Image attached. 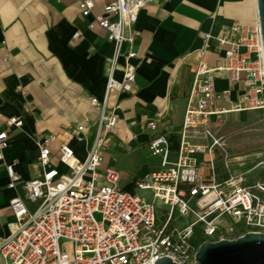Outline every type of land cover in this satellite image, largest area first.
I'll return each mask as SVG.
<instances>
[{
  "label": "built area",
  "instance_id": "built-area-1",
  "mask_svg": "<svg viewBox=\"0 0 264 264\" xmlns=\"http://www.w3.org/2000/svg\"><path fill=\"white\" fill-rule=\"evenodd\" d=\"M146 0H113L93 14L90 26L106 32L113 45L106 76L104 96L91 99L99 110L86 156L79 159L74 149L61 143L55 154V134H36L38 155L35 176L21 180L13 164H4L7 187L15 191L9 200L13 220L10 234L0 244L4 264H154L168 257L174 263L194 262L199 246L198 232L204 240L223 239L222 220L235 226L240 235L264 233V179L241 185L242 176L234 180L223 177L216 151L222 146V115L227 111L264 110V51L259 25L235 23L227 34L218 38L228 44L224 62L208 67L199 61L178 131L179 146L175 160H170L168 138L159 132L158 119L147 122L154 131L148 142L153 155L161 157L160 168L136 182V189L150 190L152 200L137 192L120 188V172L104 165L108 140L119 118L108 106L112 91H130L135 84V66L129 62L136 53L133 24ZM83 17L93 13V0L79 1ZM208 37L209 35H205ZM128 51L122 52V46ZM124 64L120 65L119 57ZM122 70L121 79L114 76ZM228 73L231 81L240 82L242 90L230 109L216 106L229 101L228 91L217 92L214 79ZM18 116L5 119L7 128L21 127ZM85 125L68 126L66 132L84 140ZM203 143H193L192 140ZM8 147V132L0 130V161ZM202 155L206 173L198 169L196 156ZM61 165L62 168H58ZM156 202L168 205L161 218ZM179 217L193 216L182 227L172 224Z\"/></svg>",
  "mask_w": 264,
  "mask_h": 264
},
{
  "label": "crops",
  "instance_id": "crops-1",
  "mask_svg": "<svg viewBox=\"0 0 264 264\" xmlns=\"http://www.w3.org/2000/svg\"><path fill=\"white\" fill-rule=\"evenodd\" d=\"M79 1L0 0V130L8 132V147L0 161V244L10 234L9 200L15 194L7 187L4 164H13L21 180L34 177L35 136L51 133L57 137L52 143L55 154L61 143H67L84 159L96 127L99 110L91 99L104 96L113 45L103 29L90 23L93 14L113 0H93V13L86 17ZM235 23L258 25L255 0H146L139 10L133 24L136 55L129 60L136 68L135 84L130 91L109 94L108 106L119 118L104 153V165H129L130 181L135 182L129 192L135 191L138 180L160 168L161 157L148 146L154 134L147 127L149 120L158 119L155 132L170 138L169 158L176 159L178 131L197 64L202 61L211 68L223 64L229 45L220 44L218 38L225 34L232 38L229 29ZM127 51L124 44L122 52ZM118 62L124 64L123 56ZM114 76L121 79L120 67ZM214 88L228 91L229 101H218L216 106L230 109L242 84L222 73L214 79ZM235 112H225L224 123ZM10 116L20 117L22 126L7 128L5 119ZM78 123L85 125L84 140L66 132ZM149 154L158 161L152 162ZM196 158L204 175L203 157ZM0 264H4L1 257Z\"/></svg>",
  "mask_w": 264,
  "mask_h": 264
},
{
  "label": "rangeland",
  "instance_id": "rangeland-1",
  "mask_svg": "<svg viewBox=\"0 0 264 264\" xmlns=\"http://www.w3.org/2000/svg\"><path fill=\"white\" fill-rule=\"evenodd\" d=\"M222 146L217 149L218 166L223 177L232 176L238 180L242 176L241 185L264 179V110H248L230 114L220 130ZM150 155L152 162H157L159 157ZM147 160V158H146ZM128 167L114 166L120 172V187L132 190L135 182L130 181ZM148 177V176H147ZM152 200L150 190L135 191ZM157 216L161 218L168 210V205L156 202ZM194 220L193 216L179 217L174 215L172 224L182 227ZM224 229L222 234L226 239H235L240 236L238 229L226 219L222 220ZM207 240V239H206Z\"/></svg>",
  "mask_w": 264,
  "mask_h": 264
},
{
  "label": "water",
  "instance_id": "water-1",
  "mask_svg": "<svg viewBox=\"0 0 264 264\" xmlns=\"http://www.w3.org/2000/svg\"><path fill=\"white\" fill-rule=\"evenodd\" d=\"M255 1L264 51V0ZM154 264L177 263L163 257ZM192 264H264V233L246 232L235 239L204 240L197 247Z\"/></svg>",
  "mask_w": 264,
  "mask_h": 264
},
{
  "label": "trees",
  "instance_id": "trees-1",
  "mask_svg": "<svg viewBox=\"0 0 264 264\" xmlns=\"http://www.w3.org/2000/svg\"><path fill=\"white\" fill-rule=\"evenodd\" d=\"M169 141H170V138H169ZM195 241L198 245L204 241V239L201 237V235L198 232L195 235Z\"/></svg>",
  "mask_w": 264,
  "mask_h": 264
}]
</instances>
